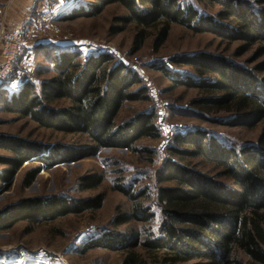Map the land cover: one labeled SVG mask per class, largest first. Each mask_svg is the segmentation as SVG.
I'll return each instance as SVG.
<instances>
[{
	"label": "trees",
	"instance_id": "trees-1",
	"mask_svg": "<svg viewBox=\"0 0 264 264\" xmlns=\"http://www.w3.org/2000/svg\"><path fill=\"white\" fill-rule=\"evenodd\" d=\"M204 1L217 7L214 15L200 14L192 7L183 8L179 0H90L86 7L72 9L62 18L69 21L94 17L107 6L117 4L124 14L112 18L108 34H119L128 25H134L133 53L148 37L152 51L157 52L173 24L192 34H211L227 44L240 43L235 57L255 47L252 63H257L249 68L206 53L173 59L174 64L193 70L196 79L155 67L173 86L198 90L202 97L194 105L201 111L228 114L222 121L224 125L248 129L260 123L262 126L255 144L239 151L221 145L200 129L176 135L175 147L170 152L178 161L166 159L154 174L158 185L171 184L159 186L155 193L163 217L159 235L140 241L134 231L128 234L112 230L86 246L125 252L123 264H145L134 252L137 247L153 257L155 264H264V0H256L252 5L243 0ZM34 51L49 58L54 77L38 86L26 82L6 99L1 95L0 108L29 119L39 128L85 135L91 146L45 145L0 135V150L9 153L0 157L3 166L0 195L10 190L23 166H30L21 180V186L28 188L40 172L54 166L93 157L100 149L135 151L133 146L137 141L159 138L155 114L151 111L115 124L124 103L150 101L136 72L106 53L90 55L80 62L66 49L54 57L51 55L54 49L49 45H36ZM60 100L66 101L67 106L51 107ZM195 158L220 168L231 184L182 164ZM102 179L97 173L83 175L77 181V189L93 190ZM116 190L133 204L129 212L113 217V227L151 220L149 209L139 202L144 193L133 195L121 187ZM102 203V194L85 199L64 194L22 198L0 209V233L19 222L39 225L98 210ZM31 230L26 227L24 233Z\"/></svg>",
	"mask_w": 264,
	"mask_h": 264
},
{
	"label": "rangeland",
	"instance_id": "rangeland-1",
	"mask_svg": "<svg viewBox=\"0 0 264 264\" xmlns=\"http://www.w3.org/2000/svg\"><path fill=\"white\" fill-rule=\"evenodd\" d=\"M12 1L0 0V28L5 32L18 33L27 42L24 57L15 66V76L11 85L1 87L0 96L8 98L26 82L36 86L54 77L51 63L42 52L34 51L36 45H49L54 49V57L59 51L69 50L76 59L84 62L90 55L106 53L130 70L136 72L145 86L150 101L126 102L119 110L115 124L120 125L141 112H154V124L159 138H143L133 149H100L93 157L74 163H63L38 174L28 188L21 186L24 172L30 166H23L15 175L9 191L0 195V209L22 198L66 195L72 198H92L103 195L100 209L85 211L78 215H68L49 223L30 225L19 222L10 230L0 233V264H123L127 253L119 250L89 248L87 244L102 234L112 230L136 232L140 241L159 235L162 214L155 193L160 187L154 180L155 172L161 164L170 159L178 161L171 154L173 138L197 129L206 131L221 145L239 151L242 147L256 142L262 123L248 129L230 127L222 123L229 117L223 112H205L195 107L194 102L202 97L196 89L175 87L159 70L178 72L183 76L196 79L193 70L179 66L172 61L176 57L195 53L212 54L224 57L234 64L252 67L255 47L241 57H235L240 43L227 44L211 34H192L183 26L173 24L164 44L157 52L151 49V37L141 48L133 53L131 44L136 28L128 25L121 33L108 34V27L115 16L124 14L117 4L107 6L99 15L90 18H76L63 21L72 9L86 7L90 0H23L19 6H11ZM252 5L256 0H243ZM181 7H192L200 14L214 15L217 7L202 0H179ZM10 5V7H9ZM151 34L153 32H150ZM261 61V59H260ZM159 67V68H155ZM137 89V88H134ZM64 100L51 104L52 108L67 106ZM0 135L13 136L45 145L62 144L74 147L91 146L85 135L62 134L39 128L27 118H19L0 108ZM9 153L0 150V157ZM182 164L194 168L226 185L231 184L229 177L222 175L221 169L205 163L200 158L183 161ZM3 166L0 165V170ZM89 173L102 175L101 184L89 191L77 189L78 179ZM121 187L136 195L144 193L139 202L152 214L147 222L132 221L126 225L113 227L111 220L117 213L129 212L132 202L116 190ZM31 227L29 234L24 233ZM145 264H155V260L141 247L134 249ZM186 264H193L186 263Z\"/></svg>",
	"mask_w": 264,
	"mask_h": 264
},
{
	"label": "built area",
	"instance_id": "built-area-1",
	"mask_svg": "<svg viewBox=\"0 0 264 264\" xmlns=\"http://www.w3.org/2000/svg\"><path fill=\"white\" fill-rule=\"evenodd\" d=\"M26 49L27 42L22 37V31L8 33L0 28V86L12 84L15 66L24 57Z\"/></svg>",
	"mask_w": 264,
	"mask_h": 264
},
{
	"label": "crops",
	"instance_id": "crops-1",
	"mask_svg": "<svg viewBox=\"0 0 264 264\" xmlns=\"http://www.w3.org/2000/svg\"><path fill=\"white\" fill-rule=\"evenodd\" d=\"M18 1H23V0H17L18 5L15 3V1L14 2L12 1V3H10V5L11 6H19V2ZM32 1H34V0H32ZM10 5H9V7H10Z\"/></svg>",
	"mask_w": 264,
	"mask_h": 264
}]
</instances>
